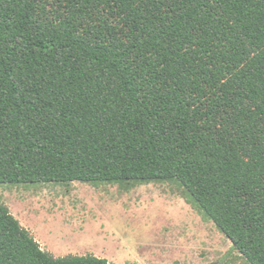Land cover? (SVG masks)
Masks as SVG:
<instances>
[{"label": "trees", "instance_id": "obj_1", "mask_svg": "<svg viewBox=\"0 0 264 264\" xmlns=\"http://www.w3.org/2000/svg\"><path fill=\"white\" fill-rule=\"evenodd\" d=\"M177 183L264 264V0H0V184ZM0 264L57 257L0 200Z\"/></svg>", "mask_w": 264, "mask_h": 264}, {"label": "rangeland", "instance_id": "obj_2", "mask_svg": "<svg viewBox=\"0 0 264 264\" xmlns=\"http://www.w3.org/2000/svg\"><path fill=\"white\" fill-rule=\"evenodd\" d=\"M0 200L57 257L111 264H251L177 183L0 184Z\"/></svg>", "mask_w": 264, "mask_h": 264}]
</instances>
